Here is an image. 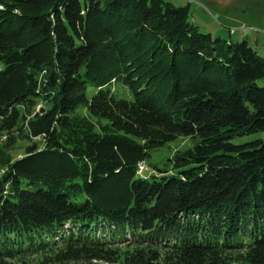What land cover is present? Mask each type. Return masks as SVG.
I'll return each mask as SVG.
<instances>
[{"label": "trees", "instance_id": "trees-1", "mask_svg": "<svg viewBox=\"0 0 264 264\" xmlns=\"http://www.w3.org/2000/svg\"><path fill=\"white\" fill-rule=\"evenodd\" d=\"M263 77L187 6L0 0V264H264Z\"/></svg>", "mask_w": 264, "mask_h": 264}, {"label": "rangeland", "instance_id": "rangeland-1", "mask_svg": "<svg viewBox=\"0 0 264 264\" xmlns=\"http://www.w3.org/2000/svg\"><path fill=\"white\" fill-rule=\"evenodd\" d=\"M175 6H187L190 21L204 34L219 37L232 43L246 41L257 55L264 60V0H166ZM264 87V77L257 81ZM254 139L264 141V132L236 139L244 143ZM197 138L178 137L163 148L150 153L149 158L140 165V174L145 175L148 165L168 168L169 159L175 154L190 149ZM124 249V248H122ZM29 257L31 264H41V257ZM7 263L15 264L16 260Z\"/></svg>", "mask_w": 264, "mask_h": 264}, {"label": "water", "instance_id": "water-1", "mask_svg": "<svg viewBox=\"0 0 264 264\" xmlns=\"http://www.w3.org/2000/svg\"><path fill=\"white\" fill-rule=\"evenodd\" d=\"M39 112H43V109H40Z\"/></svg>", "mask_w": 264, "mask_h": 264}, {"label": "built area", "instance_id": "built-area-1", "mask_svg": "<svg viewBox=\"0 0 264 264\" xmlns=\"http://www.w3.org/2000/svg\"><path fill=\"white\" fill-rule=\"evenodd\" d=\"M139 167H140V166H139ZM139 167H138V168H139ZM139 169H140V168H139ZM139 172H140V171H139Z\"/></svg>", "mask_w": 264, "mask_h": 264}]
</instances>
